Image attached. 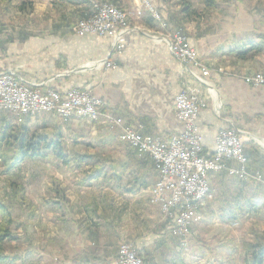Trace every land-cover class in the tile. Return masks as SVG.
Returning a JSON list of instances; mask_svg holds the SVG:
<instances>
[{
    "label": "crops",
    "instance_id": "obj_1",
    "mask_svg": "<svg viewBox=\"0 0 264 264\" xmlns=\"http://www.w3.org/2000/svg\"><path fill=\"white\" fill-rule=\"evenodd\" d=\"M55 1L57 6L54 0H37L38 7L59 8H54L56 18L37 16L41 22L34 27L30 20L18 25L11 16L6 17L3 12L8 10L9 0H0V71L14 70L27 85L42 90H90L105 103L104 112L120 123L106 117L60 118L52 113L17 117L10 113L1 116L0 126H10L7 136L14 135L12 128L20 125L29 135L46 134L51 129L50 133L63 132L65 127L68 136H85L97 142L107 160L143 180H59L71 216L67 217L66 211L62 219L66 225L54 227L51 252L44 249L40 263L71 264L77 257L73 264H112L120 242L126 240L135 243L147 264H182L183 254L178 253L181 242L172 232V219L162 216L158 205L149 203L150 189L158 177L153 162L121 141L119 133L122 125H129L144 136L170 138L180 130L174 115L175 97L184 84L195 85L207 102L196 119L205 150L213 151L220 130L237 128L247 153L246 169L264 180V85L245 81L255 73L264 76V65L239 56L257 43L252 19L230 12L236 8L231 2L225 4L229 12L221 18L220 0L209 10L203 0H114L127 13L131 28L114 44L109 35L74 32L76 22L91 13L90 4ZM145 1L157 10L161 20L150 15ZM183 1L198 16H189ZM171 33L182 34L196 48L198 61L210 70L207 79L215 91V101L193 77L195 70H184L170 53L164 37ZM228 165L237 166L234 161ZM208 185L210 200L204 199L199 207L203 218L213 211L224 225L243 214L251 221L264 218V182L253 176L239 178L224 170L210 173ZM252 227L247 231L251 245L256 243L253 236L264 244V220ZM251 254L250 249L243 255L245 264ZM229 255L236 263L237 250Z\"/></svg>",
    "mask_w": 264,
    "mask_h": 264
},
{
    "label": "built area",
    "instance_id": "obj_2",
    "mask_svg": "<svg viewBox=\"0 0 264 264\" xmlns=\"http://www.w3.org/2000/svg\"><path fill=\"white\" fill-rule=\"evenodd\" d=\"M145 6L150 15L161 20L160 14L148 1ZM127 13L109 2H93L89 16L76 22L75 33L96 36L109 35L114 44L121 41L123 34L131 30L128 27ZM165 43L184 70H192L197 82L204 85L215 101V91L209 86L210 70L198 61V52L185 36L171 33L164 37ZM188 72V71H187ZM247 83L264 85V76L255 73L245 77ZM215 110H218L217 104ZM174 115L180 124V130L166 140L144 136L129 125H122L119 139L153 162L157 181L150 189L149 203L158 205L162 216L172 219V232L180 239L189 235L191 228L199 224L202 215L199 207L209 195L208 176L210 173L227 171L239 178L255 177L264 182L258 173L251 175L246 169L242 133L235 127L222 129L215 139L213 151L207 152L196 124L200 111L207 107L204 93L200 87L184 84L175 97ZM105 103L90 90L70 88L64 92L55 89L42 90L37 85H27L14 70L0 71V111L17 117L52 113L60 118L77 117L98 120L109 118L114 124L116 119L104 112ZM236 162V167L228 165ZM112 264H142L137 249L127 242L118 247Z\"/></svg>",
    "mask_w": 264,
    "mask_h": 264
},
{
    "label": "rangeland",
    "instance_id": "obj_3",
    "mask_svg": "<svg viewBox=\"0 0 264 264\" xmlns=\"http://www.w3.org/2000/svg\"><path fill=\"white\" fill-rule=\"evenodd\" d=\"M220 1L219 15L221 18L229 11L236 13L239 18L250 16L254 40L260 44L261 50L255 55H252L253 51L250 50L246 54V59L255 60L258 64L263 63L264 65V0ZM101 2H109L116 6L110 1L101 0ZM229 2L233 3L236 8H230L228 11L225 4ZM22 4H24V9H20ZM54 6H57V3H54ZM54 8L43 7V4L38 7L37 0L33 2L9 0L8 10L3 13L6 17L11 16L15 24L28 23L30 20V25L36 27L38 22H41L38 21L37 16H43L45 20L57 17V11ZM257 43L253 42L250 47ZM256 57H259L258 61ZM6 114L10 113L0 111V118L3 115L6 117ZM56 120L59 121L58 118ZM1 128L0 126V203L10 214L12 239L7 240L5 244V253L10 256V262L0 264H41L43 250L51 252L54 227L61 226L62 228L66 225L62 222L66 211L67 217L71 216L69 209H66L67 199L59 180H103L104 174L119 177L111 180H143L136 177L137 175L131 170L122 169L119 164L107 160L105 158L107 155L99 151L101 147L97 145V142L85 136H73L74 139L68 136L65 127V130L61 132L64 135L68 153L71 156H85L84 161H71L70 164L64 165L53 154L43 151L42 156L24 158L19 163L13 164L15 149L11 144L7 146L8 138L1 140ZM51 130L46 134H50ZM37 134H43V132ZM5 136L7 137L6 134ZM99 169L102 172L100 178H89ZM206 198L210 200L209 197ZM224 208L227 207L223 205ZM60 211L63 212L61 217H59ZM260 219L264 220L259 217L251 221L243 214L235 222L231 221L224 225L220 223L222 219L216 215L215 211L202 217L201 222L193 226L186 238L176 239L178 243L181 242L178 253L183 254L182 264H245L243 255L248 253L252 246L251 241L248 240L250 237L247 231L253 230L252 224H257ZM2 221L0 214V223ZM123 242L131 243L135 247L134 242L125 240L120 244ZM252 242L258 244L261 240L258 236H253ZM235 249L239 257L237 262L233 263L232 256L229 254ZM139 255L142 257V254L139 253Z\"/></svg>",
    "mask_w": 264,
    "mask_h": 264
},
{
    "label": "trees",
    "instance_id": "obj_4",
    "mask_svg": "<svg viewBox=\"0 0 264 264\" xmlns=\"http://www.w3.org/2000/svg\"><path fill=\"white\" fill-rule=\"evenodd\" d=\"M58 1H61V0H58ZM72 1L82 2L87 5L90 4L91 6H92V2L94 1L101 2V0H72ZM203 1L205 3L206 8L209 9V8L214 7L216 0H203ZM110 2L115 4L114 0H110ZM54 3H56L55 0H54ZM182 3L184 4L185 12L188 13L189 16H198L197 11L189 10L190 7L187 2L183 1ZM20 9H24V4L20 6ZM142 13L143 11L141 10L140 17H142ZM90 14L91 13H89V15ZM250 50L253 51V52L251 51L253 53L252 55H255L261 50V48L260 46L252 45ZM250 50L242 51L241 53H239V56L241 58H244L245 55ZM9 128H10L9 125L3 126L1 128V140L8 138L6 140L7 146L11 144L12 147L15 149V154H14L15 157L13 159L14 160L13 164L19 163L24 158H34V157L42 156L44 155L43 151L53 154L64 165L70 164L71 161L82 162L85 159V156H82V155H72L71 156L68 153L64 135L61 131H54L50 134L31 133L29 135L26 128L20 125L15 128H12L14 129V135H8L6 137L5 136L6 130H8ZM101 175H102V172H101V169H99L97 172H94L93 176L89 178L98 179L101 177ZM114 177H117V176L104 174L103 180H111ZM0 214L2 215V218H3V221L0 223V263H4V262L9 263L10 256H8L5 253V244L7 240L12 239V234L10 230L11 220H10L9 212L6 210V208L1 203H0ZM234 218L236 217H232L231 219H234ZM251 251H252V254L250 256V259L247 261V264H262L263 259H264V244L258 243V244L251 246ZM138 255H139V252H138ZM75 260H77V257H73L71 259V264H73ZM142 264H147L143 258H142Z\"/></svg>",
    "mask_w": 264,
    "mask_h": 264
}]
</instances>
